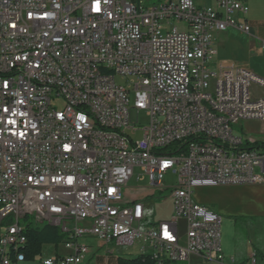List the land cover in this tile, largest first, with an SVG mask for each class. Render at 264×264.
<instances>
[{
  "label": "built area",
  "instance_id": "2783aa9c",
  "mask_svg": "<svg viewBox=\"0 0 264 264\" xmlns=\"http://www.w3.org/2000/svg\"><path fill=\"white\" fill-rule=\"evenodd\" d=\"M248 13L244 0H0V264L6 243L14 264L26 260L27 238L17 237L25 218L65 236L58 246L68 253L43 264H83L85 236L136 248L135 259L153 249L161 264H227L223 219L194 191L264 184V145L234 131L264 124V96L251 94L264 93V79L213 67L215 36L249 34L238 20ZM133 110L149 118L136 141ZM136 169L151 194L125 201ZM169 173L174 188L163 187ZM166 201L169 219L149 224Z\"/></svg>",
  "mask_w": 264,
  "mask_h": 264
},
{
  "label": "crops",
  "instance_id": "0c3cea01",
  "mask_svg": "<svg viewBox=\"0 0 264 264\" xmlns=\"http://www.w3.org/2000/svg\"><path fill=\"white\" fill-rule=\"evenodd\" d=\"M248 7L249 13L246 17H239V21H246L250 27V33L244 34L235 29H230L226 32L219 33L215 36V47L217 49V56L215 58L214 68L219 66L227 67H238L250 71L255 76L264 79V52L262 50V42H264V0H244ZM195 5L198 7L212 6L215 7L217 0H200ZM247 123H255L256 121H246ZM260 123V122H257ZM246 140V136L242 135ZM250 141V140H248ZM260 142L264 145V139L261 141H250ZM244 188L247 186H243ZM251 187V186H250ZM254 190L250 197V202L253 207L247 209L244 213L240 207L235 215L246 214L250 217L235 216L234 226H238L244 231L242 236L241 244L237 245L235 251L229 256H226V263L230 264V259L234 258L237 264H249L250 259L255 256L259 262L264 263V184L254 185ZM242 188V187H241ZM253 188V186H252ZM210 189V188H203ZM128 190V188H127ZM151 194L150 190L144 193H136L129 201H140L144 200ZM196 201V200H195ZM198 204L207 206L205 203L196 201ZM228 206H220L215 208V212L218 213L222 219L223 216L220 213H224ZM252 219L257 222H241L242 220ZM240 221V222H239ZM259 221V222H258ZM261 221V222H260ZM149 224H155L157 222H148ZM261 228V232H257V228ZM258 233L261 234L262 238H259ZM86 240H94L97 245H92ZM83 244L89 247V255L83 264H119L122 260H134L136 254L129 248H119L126 252V256H117L114 249L105 245L98 239L92 236H85L82 241ZM57 256H64L68 252L66 250H60L59 246L56 245ZM112 250V253L109 251ZM42 256L41 255L38 257ZM36 257V258H38ZM55 257V258H56ZM35 258V259H36ZM33 261H24L20 264H43L45 260H41V263ZM48 260V259H46Z\"/></svg>",
  "mask_w": 264,
  "mask_h": 264
},
{
  "label": "rangeland",
  "instance_id": "374dc122",
  "mask_svg": "<svg viewBox=\"0 0 264 264\" xmlns=\"http://www.w3.org/2000/svg\"><path fill=\"white\" fill-rule=\"evenodd\" d=\"M148 6L157 5L160 2H164L167 0H144ZM200 0H196V3H199ZM116 84L119 86H123L129 89H132V84L130 79L122 78L120 76L116 77ZM252 95H260L264 96V93L261 89L253 88L251 90ZM56 107L61 108L62 103L58 102ZM131 123L139 128V130H129L128 134L136 141L142 139L143 136V129L147 128L149 124V118L144 112L137 113V111H132L131 116ZM234 131L237 134L244 135L250 141H261L264 139V124L263 123H247L241 122L236 127H234ZM260 144V142H258ZM142 176L140 169L135 170L134 177L128 182V190L125 192V201L131 200L132 196L136 193H144L147 192L148 188L150 187V180L148 177L144 178L142 181H138V176ZM178 185V177L173 174L169 173L164 176L163 180V187L166 188H174ZM242 187V188H241ZM254 186H220L216 188L210 189H197L194 191V200L199 201L201 203L207 204L206 207L215 211V208L220 206H228L230 205L229 209H226L224 213H220L223 216V223H222V246L223 251L226 256L231 255L237 247V245L241 244L242 236L244 231L241 230L238 226L235 228L234 220L235 216L240 217H250L246 214L244 215H235L238 209H242L244 213H246L247 209L253 207L250 202V197L252 195V191L254 190ZM169 196V191L165 193L163 196L167 198ZM171 202L166 201L165 203L157 202L154 207L152 208L151 212V221H163L167 220L170 217L171 213ZM32 223L33 220H30ZM240 222V221H239ZM241 222H257L252 219L242 220ZM259 222V221H258ZM261 222V221H260ZM36 225V223H34ZM184 223H179V232L181 236H184ZM257 232H261V228L258 227ZM259 238L261 234L258 233ZM86 242L97 245V242L94 240H86ZM115 250L117 256H126V252L116 248L115 246L111 247ZM63 245L59 246V251L63 250ZM132 252L136 254V248L131 249ZM57 254V248L54 244H46L42 246V256L35 259L36 263H41V260L46 259H54ZM192 264H200V261L197 259L191 260ZM97 264V263H94Z\"/></svg>",
  "mask_w": 264,
  "mask_h": 264
},
{
  "label": "trees",
  "instance_id": "16d2710c",
  "mask_svg": "<svg viewBox=\"0 0 264 264\" xmlns=\"http://www.w3.org/2000/svg\"><path fill=\"white\" fill-rule=\"evenodd\" d=\"M187 143H182L173 148L174 153H177L179 149H184ZM256 147L263 146V144H255ZM6 222H11V219H8ZM24 222L27 223L25 237L27 238V246L24 250V255L26 261H33L36 257L41 255L42 246L46 244H60L65 236L60 233L57 228L49 226L47 224H34L30 221L29 218H25ZM6 224V223H5ZM143 258H146L143 259ZM119 264H154L149 257L137 258L134 260H120Z\"/></svg>",
  "mask_w": 264,
  "mask_h": 264
},
{
  "label": "bare ground",
  "instance_id": "6f19581e",
  "mask_svg": "<svg viewBox=\"0 0 264 264\" xmlns=\"http://www.w3.org/2000/svg\"><path fill=\"white\" fill-rule=\"evenodd\" d=\"M27 225H21L17 229V237H25ZM27 243H20V252H24ZM14 243H6L2 246V257H5L6 264H14ZM140 256L149 257L154 264H161V255H157L153 249H140ZM26 261V260H25Z\"/></svg>",
  "mask_w": 264,
  "mask_h": 264
}]
</instances>
